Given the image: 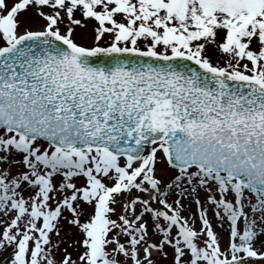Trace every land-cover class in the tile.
Segmentation results:
<instances>
[{"label": "snow or ice", "instance_id": "6c2138e0", "mask_svg": "<svg viewBox=\"0 0 264 264\" xmlns=\"http://www.w3.org/2000/svg\"><path fill=\"white\" fill-rule=\"evenodd\" d=\"M0 264H264V0H0Z\"/></svg>", "mask_w": 264, "mask_h": 264}]
</instances>
